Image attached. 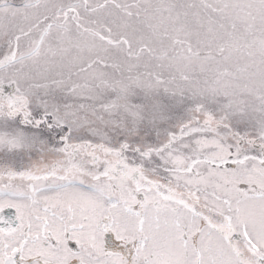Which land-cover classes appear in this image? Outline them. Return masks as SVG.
I'll return each mask as SVG.
<instances>
[{"label":"snow or ice","instance_id":"obj_1","mask_svg":"<svg viewBox=\"0 0 264 264\" xmlns=\"http://www.w3.org/2000/svg\"><path fill=\"white\" fill-rule=\"evenodd\" d=\"M0 264H264V0H0Z\"/></svg>","mask_w":264,"mask_h":264}]
</instances>
